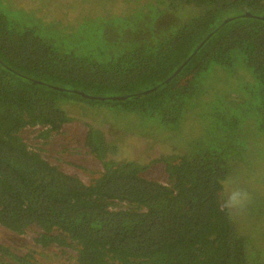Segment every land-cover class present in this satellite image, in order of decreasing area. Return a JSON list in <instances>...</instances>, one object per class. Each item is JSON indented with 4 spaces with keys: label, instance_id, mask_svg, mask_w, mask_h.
Wrapping results in <instances>:
<instances>
[{
    "label": "trees",
    "instance_id": "1",
    "mask_svg": "<svg viewBox=\"0 0 264 264\" xmlns=\"http://www.w3.org/2000/svg\"><path fill=\"white\" fill-rule=\"evenodd\" d=\"M91 1L99 4L92 19L126 17L149 0L126 6L122 0L114 6L111 0ZM158 1L176 16L166 22L164 35L111 59L94 55L96 49L81 55L57 43L62 33H72L69 24L48 38L17 27L0 12L1 231L9 238L33 235L35 244L67 256L66 264H264L258 186L264 180V18L241 15L264 13V0ZM39 2L58 8L61 17L74 5ZM240 52L255 79L244 67L239 71ZM214 64L236 79L230 96H204L202 76ZM202 97L211 110L199 107ZM224 99L228 106L218 107ZM195 101L193 114L204 124L198 133L206 132L179 141L180 158H164L167 181L145 174L152 160L113 156L123 149L126 132L147 140L153 151L166 145L158 127L142 131L120 123L119 105L129 110L127 121L158 115L174 125ZM79 114L107 125L89 120L85 134L75 137L103 164L90 182L65 171L41 146ZM29 128L35 129L33 137L22 134ZM234 172L244 174L257 198V205L241 212L223 207L224 181ZM34 227L40 229L35 235ZM20 245L0 240V264H38L36 251L22 252Z\"/></svg>",
    "mask_w": 264,
    "mask_h": 264
},
{
    "label": "rangeland",
    "instance_id": "2",
    "mask_svg": "<svg viewBox=\"0 0 264 264\" xmlns=\"http://www.w3.org/2000/svg\"><path fill=\"white\" fill-rule=\"evenodd\" d=\"M51 1L53 4L57 5L56 1L58 0ZM73 1L74 5L64 8L63 17L58 15V8L57 10L55 8H45L39 0H0V12L4 13L11 22L17 25V27H32L39 35L48 38L53 36V34L61 33L59 30L64 31L67 27L66 25L69 24L72 33H62L56 42L60 44L66 43V48H68L66 50L81 55H86L88 53L92 54L90 51L96 49V52H93L94 55L99 52V56L102 59L120 57L134 48L147 45L148 42H152L164 35V32L169 27L168 23H166L168 19H173V21L176 19L174 13L171 12L172 10L165 7L164 3L158 0H149L146 3L140 4L134 9L131 15L126 17L103 18L95 16L92 19L88 18V16L97 14V6H99V4L91 0ZM122 1L124 2L123 6H126L130 0ZM138 1L142 0H135L134 3H138ZM113 3L114 0H111V6L115 5ZM115 10L116 9H112L106 13H104V11L101 12L104 13L103 15H109ZM163 21L165 23H163ZM238 55L240 56L239 64L241 67L239 71L242 72L244 67V74L248 77L253 76L255 79V73L247 65L245 55L241 52ZM229 71L230 69L220 67L216 64L205 71L202 76V84L204 90L207 92L204 93V96L207 98H215L216 96L220 97L222 95V98H224V92L228 93L230 96L232 91L231 85L235 83L233 81H236V79L231 77V71ZM237 83L239 84V81H237ZM247 87L248 86H245V89ZM253 89H255V87H253ZM239 94L245 96L247 92ZM204 99V97L201 98V102L198 103L199 107H205L211 110L212 103L208 102L206 105ZM222 106H228V102L225 99L218 104V107ZM194 109H198L197 101L188 107L187 113L183 114L178 123L167 125L162 123L158 115L144 117L138 114V116L128 119L129 121H127L126 118L129 110L119 105L117 115L115 116L120 123L142 131L149 129L154 130L153 127H158L157 130L161 135L159 136L160 140L165 142L166 145L163 144L159 151H153V148L151 149L150 145L147 144V140L144 141L141 136L131 135L130 132H126L125 140L122 144L123 149L113 151V156L117 160H122L121 158L125 156L129 158L139 157V161L141 162L152 160V164L145 174L161 181H167L168 174L165 169L166 162L164 158L172 157L175 154L177 158H180V149L176 148L178 142L181 141V144L183 142H191L199 134L206 132L201 131L198 133L202 130L204 124L196 119L193 114ZM78 118L79 119L76 121L66 123L62 132L57 133V135L55 134L50 142L41 143V146L47 148V150H45L46 153H52L54 155H51L53 162L58 163L65 171H76L81 175L84 181L90 182L94 177L101 174L104 167L101 160L97 158L91 148L87 144H84L83 140L77 142L75 137L85 134L86 128L89 127L87 124L89 120L92 122V125H103L104 128L107 125L99 123L92 115L79 114ZM34 130V128H29L24 130L22 134L24 136L33 137ZM154 131L156 132V130ZM144 137L145 139H152L150 136ZM30 142L35 143L34 139H31ZM66 142L69 143L68 148L66 147ZM63 143L66 144L62 146ZM157 143V139L152 141V145H156ZM128 147H130V150ZM135 150H142L145 154L137 156ZM257 181H260L259 178ZM224 184L225 187L223 192L225 198L233 188L239 187L249 193L250 198L246 207L257 205V198H255L252 195V191L246 187L247 183L244 174L234 172L224 181ZM258 186L260 187V196L264 200V180H261ZM39 230L38 227H34L32 229L33 234L35 235ZM261 235L264 237V229L261 231ZM20 236L21 237L9 238V236L4 235L0 229L1 241L16 243V245L21 244L22 252L29 249H32L33 252L36 251L35 254L38 264H66L68 261L67 256H64V254L58 255L53 251L41 247V245L35 244L33 235L31 237L27 234Z\"/></svg>",
    "mask_w": 264,
    "mask_h": 264
},
{
    "label": "clouds",
    "instance_id": "3",
    "mask_svg": "<svg viewBox=\"0 0 264 264\" xmlns=\"http://www.w3.org/2000/svg\"><path fill=\"white\" fill-rule=\"evenodd\" d=\"M249 198V193L247 191L239 187H235L228 193L227 197L223 200V207L229 212H241L245 209ZM1 227L2 226L0 225V229Z\"/></svg>",
    "mask_w": 264,
    "mask_h": 264
},
{
    "label": "water",
    "instance_id": "4",
    "mask_svg": "<svg viewBox=\"0 0 264 264\" xmlns=\"http://www.w3.org/2000/svg\"><path fill=\"white\" fill-rule=\"evenodd\" d=\"M241 15H254V16H257V17H260V18H264V13H255V14H251V13H249V12H245V13H242ZM233 18H234V16L229 17V18H227L226 20H227V21H230V20H232ZM4 67H6L7 69L13 71L14 74H16V75H21V73H19L18 71L13 70L12 68L8 67L6 64H4ZM22 76H23L25 79H31V80H34V81H35V79H32V78H30L29 76H24V75H22ZM66 88H68V87H66ZM69 89H70V88H69ZM135 94H137V93H134V92H133V93L128 94V96H129V97H132V96H134ZM90 96L98 97V96H96V95H90ZM124 96H126V95H124Z\"/></svg>",
    "mask_w": 264,
    "mask_h": 264
},
{
    "label": "flooded vegetation",
    "instance_id": "5",
    "mask_svg": "<svg viewBox=\"0 0 264 264\" xmlns=\"http://www.w3.org/2000/svg\"><path fill=\"white\" fill-rule=\"evenodd\" d=\"M19 73H20V72H19ZM22 75H24V74L21 73V76H22ZM24 76H26V75H24Z\"/></svg>",
    "mask_w": 264,
    "mask_h": 264
}]
</instances>
